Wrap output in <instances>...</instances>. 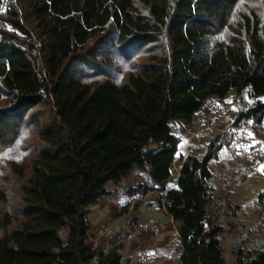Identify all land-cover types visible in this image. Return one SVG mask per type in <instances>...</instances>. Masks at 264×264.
<instances>
[{
    "label": "trees",
    "instance_id": "16d2710c",
    "mask_svg": "<svg viewBox=\"0 0 264 264\" xmlns=\"http://www.w3.org/2000/svg\"><path fill=\"white\" fill-rule=\"evenodd\" d=\"M232 90L254 100L232 127L264 135V0H0V264H122L89 215L134 171L126 193L182 223V264H264V246L228 261L210 213L227 132L172 175L173 123Z\"/></svg>",
    "mask_w": 264,
    "mask_h": 264
},
{
    "label": "crops",
    "instance_id": "0c3cea01",
    "mask_svg": "<svg viewBox=\"0 0 264 264\" xmlns=\"http://www.w3.org/2000/svg\"><path fill=\"white\" fill-rule=\"evenodd\" d=\"M200 121L199 114L191 122L180 121V130L186 129V132H194L195 126ZM227 122L228 118H216L214 127L216 130L221 131ZM248 125L249 131L245 130L244 123L236 127L244 146L249 145L253 142L252 139L257 138V134L253 130V122L248 121ZM242 133L244 134L242 135ZM185 134L179 133L176 135L181 138ZM183 138L185 139V137ZM200 145L201 141L198 139L190 137L185 140L172 166V175L175 179L180 174L182 159L190 154L199 156ZM205 152L206 145L202 149L203 155ZM219 156L218 160L211 161L209 164L214 173L215 201L212 205H214L215 212L212 213V216L217 219L218 224L224 227L221 220L228 218L226 216L232 209L229 204L247 198L248 190L253 189L251 183L258 184L260 191L263 190L264 163L250 165L251 169L246 170L243 167L244 164H247L245 160L242 157L232 155L229 147L222 149ZM240 169L249 178L244 183H235L236 171L240 172ZM126 180L119 189L117 196L114 198H101L97 205L91 207L89 215L91 224L90 240L95 245L102 242L101 250L105 253L117 249L122 255V264H182L184 253L181 239L182 223L175 221L165 207L158 206L160 192H150L146 195L126 193L128 188L146 183L147 175L145 173L134 171ZM225 211H227V214L224 213ZM144 218H154L162 225V232L157 237L151 239L137 232L136 225ZM105 230H110L112 233L103 236L102 233Z\"/></svg>",
    "mask_w": 264,
    "mask_h": 264
},
{
    "label": "rangeland",
    "instance_id": "374dc122",
    "mask_svg": "<svg viewBox=\"0 0 264 264\" xmlns=\"http://www.w3.org/2000/svg\"><path fill=\"white\" fill-rule=\"evenodd\" d=\"M235 91L232 90L227 98L222 101V105L228 109V122L225 127H227L228 133L231 135H235L236 139L240 144H244L241 136L237 132L236 128L232 127L233 123L238 117L240 112L246 111L249 106L254 102L253 99L246 98L243 104H236L234 102ZM201 121L195 126L194 132L187 131L186 129L180 130V122L173 123V131L174 134L186 133L185 136H181L182 145L185 143V140L192 137L194 133L201 129H205L207 124L204 122L202 116H200ZM245 130H250L248 121L244 122ZM181 131V132H180ZM214 136L221 133V131L216 130L213 125ZM244 133H242L243 135ZM185 137V139L183 138ZM196 139V138H195ZM201 141L200 149L198 150L199 156H202V149L205 147L206 142L210 141V139H198ZM253 142L249 143V145H243L245 148H251L256 145L264 144V135L263 133L257 134L256 139H252ZM246 170L250 168V164H244L243 166ZM251 169V168H250ZM236 181L235 183H244L248 180L249 176L240 169V172L236 171ZM127 180H125L126 182ZM253 189L248 190L247 198L244 200H238L234 202L232 205V209L227 214V211L224 213L227 214L226 219H222L221 223L225 227V232L221 235V239L223 242L225 257L228 261H234V251L240 245L245 246L249 249H261L264 246V188L260 191V186L258 184H253ZM261 196H263L261 198ZM215 201V198H214ZM213 201V202H214ZM212 202V204H213ZM211 204V215L215 212L214 205ZM239 207V208H237ZM233 218V219H231ZM235 218V219H234Z\"/></svg>",
    "mask_w": 264,
    "mask_h": 264
},
{
    "label": "built area",
    "instance_id": "2783aa9c",
    "mask_svg": "<svg viewBox=\"0 0 264 264\" xmlns=\"http://www.w3.org/2000/svg\"><path fill=\"white\" fill-rule=\"evenodd\" d=\"M202 116L204 122L207 124L205 129H201L192 135V138L196 139H213L214 131L213 125L214 120L228 118V109L222 105V102L217 99H209L198 112ZM227 132L228 137L232 143L229 146V150L232 155L242 157L246 163L255 165L257 163H264V144L256 145L251 148H245L238 142L236 136L229 134L227 127H224L221 131ZM162 225L154 218H144L136 225L138 233L148 236L153 239L162 232ZM110 230H105L102 235L106 236L111 234Z\"/></svg>",
    "mask_w": 264,
    "mask_h": 264
}]
</instances>
